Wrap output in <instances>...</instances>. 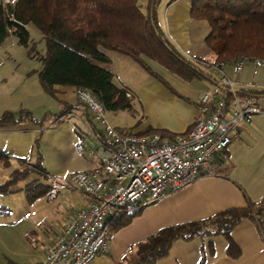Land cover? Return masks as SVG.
Returning <instances> with one entry per match:
<instances>
[{
    "label": "crops",
    "instance_id": "0c3cea01",
    "mask_svg": "<svg viewBox=\"0 0 264 264\" xmlns=\"http://www.w3.org/2000/svg\"><path fill=\"white\" fill-rule=\"evenodd\" d=\"M161 1L157 20L174 46L189 60L193 57L214 62V54L205 48L200 35L192 31L193 23L196 29H202L190 15L192 0ZM104 53L114 83L125 87L131 96L132 108L128 112L132 119L122 122L115 118L113 121L121 132L140 134L155 128L177 135L188 131L199 117L201 93L224 90L218 82L221 74L234 80L242 94L253 92L261 112L254 114L249 124L235 128L228 145L213 156L195 180L179 189L167 190L158 200L143 203L146 206L128 223L109 232L106 250L89 264L130 261L132 246L163 226L201 219L225 208L241 207L248 201L264 198V94H258L264 89V62L251 59L238 72L232 62L224 63L218 72H210L191 62L203 72L191 80L184 74L163 69V74L160 73L177 92L174 93L129 57L112 50ZM4 62L2 59L0 65ZM37 80L41 92H36L39 98L34 104L39 113L32 114L33 108L20 103L36 118L57 112L63 104L76 103L75 87L56 85L48 94L38 76ZM46 97L56 101L55 107L48 106L52 102ZM14 110L11 103H0V114L14 113ZM37 137L40 138L36 147ZM90 144L77 120L66 114L56 118L48 116L41 127L30 121L0 127V151L11 157L9 163H15L17 168L21 160L34 163L40 154L42 171L39 173L46 180L45 187L40 188L42 195L25 201L23 213L8 218L10 213L0 210V264H5L6 259L19 264H40L47 246L67 219L87 204L88 196L70 186L67 176L74 170L99 168L95 156L88 151ZM3 214H7L6 218ZM230 236L235 243L230 248L223 235L176 239L167 256L155 264H198L201 259L204 264H264V212L258 221L239 220L230 230Z\"/></svg>",
    "mask_w": 264,
    "mask_h": 264
},
{
    "label": "trees",
    "instance_id": "16d2710c",
    "mask_svg": "<svg viewBox=\"0 0 264 264\" xmlns=\"http://www.w3.org/2000/svg\"><path fill=\"white\" fill-rule=\"evenodd\" d=\"M158 2L147 0L146 11L143 12L137 0H15L13 5L0 0V43L7 35H15L18 42L26 46L27 24H33L45 44L39 57L41 69L38 71L40 85L45 91L52 93L56 85L84 88L98 99L104 111L131 110L130 93L113 82L105 50L129 57L174 93H177L175 89L148 60L159 68L184 74L189 80L203 75L198 64L186 58L160 27L155 13ZM190 15L206 21L209 26L204 41L214 54L212 63H230L242 55L264 61V0H192ZM244 93L254 95L253 92ZM258 94H264V89ZM68 113L78 115L85 111L78 101L71 105L63 104L57 112L46 113L40 118L26 110L18 113L4 111L0 114V127L22 121L41 127L48 116L56 118ZM153 132L168 139L175 136L155 128L142 133ZM39 138L35 139L36 147ZM10 158L0 151L1 163L9 164ZM33 170L42 171L40 154L34 163L21 160L20 167L12 169L10 177L0 183V194L10 192L12 183ZM27 185H31L24 189L28 201L42 195L43 190L34 180ZM145 206L131 204L110 218V233L128 223ZM262 212L264 198L248 201L241 207L225 208L201 219L163 226L132 246L130 261L126 264H155L167 256L176 239L223 235L230 248L235 244L230 230L242 218L258 221ZM5 264L19 263L6 259ZM198 264H204L203 260Z\"/></svg>",
    "mask_w": 264,
    "mask_h": 264
},
{
    "label": "built area",
    "instance_id": "2783aa9c",
    "mask_svg": "<svg viewBox=\"0 0 264 264\" xmlns=\"http://www.w3.org/2000/svg\"><path fill=\"white\" fill-rule=\"evenodd\" d=\"M190 59L210 72H218L224 65ZM251 59L264 62L242 55L232 62L234 70L240 71ZM218 82L224 90L203 91L198 119L173 139L157 132L119 131L88 89L75 88L76 101L85 113L66 115L74 117L85 131L92 144L88 151L95 156L99 168L68 173L69 185L86 194L88 202L67 219L47 246L40 264H89L107 248L110 218L131 204L153 202L167 190L195 180L213 156L228 145L235 128L249 124L252 116L261 112L255 97L240 93L234 80L221 74Z\"/></svg>",
    "mask_w": 264,
    "mask_h": 264
},
{
    "label": "rangeland",
    "instance_id": "374dc122",
    "mask_svg": "<svg viewBox=\"0 0 264 264\" xmlns=\"http://www.w3.org/2000/svg\"><path fill=\"white\" fill-rule=\"evenodd\" d=\"M137 3L139 4L141 11L145 12L147 0H137ZM161 5L162 1L159 0L155 12L156 15L161 14ZM194 22H199V24H201L202 26V29L201 27L200 29H196L193 23L192 31L195 32V34H198V37L200 35L204 42L203 44L205 48L210 50L204 41V36L209 30L208 24L206 23V21L198 19H195ZM27 30L28 42L26 46L21 45L18 42L17 36L15 35H7V37L4 39V42L0 45V61L2 59L5 60L4 64L0 65V94H4V97L0 96V103H11V106L15 109L14 113H18L22 108L24 110V107H21L20 105V103H23L22 105H25L27 108L28 106L33 108L34 111L31 110L30 112L35 115V113H39V109L36 108L34 100H36V98H39L36 92H39L41 90L37 80L38 71L41 69L39 55L44 52L45 44L38 29L33 24H27ZM10 42L13 43L9 44ZM210 52L212 51L210 50ZM211 54H213V52ZM148 62L152 64V67L155 70H160L163 74L162 68H159V66L153 63L151 60H148ZM201 66L205 68L203 65ZM201 81L203 82V80ZM176 85L178 86V84ZM48 96L51 97L50 95ZM49 97L46 98H48V100H50V102L52 103H48V106H52L53 108L55 107L56 101L51 100ZM128 111L131 112V110H117L116 112L119 113H116L117 115H114L112 112L115 111L106 110L105 116L107 120L113 125V121L115 118H119L122 122L131 120L133 116ZM15 167L16 164L13 162H10L6 165L0 162V183L5 182L10 177L9 173ZM31 180H34V182H36L38 188L45 187V178L41 173L33 170L29 172L26 177L18 180L15 183H12L9 187V189L11 190L10 192L0 194V210H7L10 213L8 218H14L15 216L24 212L26 206L25 204L28 200L24 189L26 186H31L27 185ZM40 201H43V199H40ZM1 207L3 209H1ZM6 215L7 214H3L2 216L6 218ZM109 230L111 229L109 228ZM127 262H129V260H125L120 264H124Z\"/></svg>",
    "mask_w": 264,
    "mask_h": 264
}]
</instances>
